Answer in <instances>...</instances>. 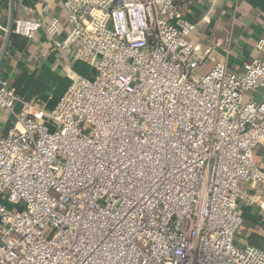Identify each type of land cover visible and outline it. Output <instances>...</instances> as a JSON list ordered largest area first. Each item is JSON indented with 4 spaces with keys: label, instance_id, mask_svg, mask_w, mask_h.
<instances>
[{
    "label": "built area",
    "instance_id": "1",
    "mask_svg": "<svg viewBox=\"0 0 264 264\" xmlns=\"http://www.w3.org/2000/svg\"><path fill=\"white\" fill-rule=\"evenodd\" d=\"M175 3L67 0L93 73L46 123L0 75V264H255L235 237L258 187L264 217V91L245 99L264 90V61L237 73L207 51L197 75L195 24ZM40 26L20 18L13 34Z\"/></svg>",
    "mask_w": 264,
    "mask_h": 264
},
{
    "label": "crops",
    "instance_id": "2",
    "mask_svg": "<svg viewBox=\"0 0 264 264\" xmlns=\"http://www.w3.org/2000/svg\"><path fill=\"white\" fill-rule=\"evenodd\" d=\"M12 1L0 0L1 56L17 19L41 21L26 52L12 49L10 42L0 71L19 99L15 103L19 111L34 100L33 74L37 69L54 70L72 85L80 77L92 74L93 65L76 56L80 44L72 41L67 0H14V6ZM187 18L195 24L190 40L200 59L197 75L213 68L206 59L207 51H211L219 63L237 73H245L254 59L264 61V0H192ZM263 91L261 88L257 93H247L245 99L259 103L263 100ZM7 116L9 113L0 109V129L12 123ZM254 163L264 171V141L254 151ZM262 197L263 188L258 187L248 204L237 205L244 223L235 237V245L245 247L255 264H264V252L249 247L248 240L253 234L264 236V217L258 210Z\"/></svg>",
    "mask_w": 264,
    "mask_h": 264
},
{
    "label": "trees",
    "instance_id": "3",
    "mask_svg": "<svg viewBox=\"0 0 264 264\" xmlns=\"http://www.w3.org/2000/svg\"><path fill=\"white\" fill-rule=\"evenodd\" d=\"M192 0H176V7L182 17L187 18ZM30 40L18 35H13L11 48L26 52ZM33 97L36 110L39 112V122L46 123L57 105L61 102L70 84L58 72L54 70L37 69L34 74ZM248 246L264 252V236L253 234L248 240ZM246 251L245 247H238Z\"/></svg>",
    "mask_w": 264,
    "mask_h": 264
},
{
    "label": "water",
    "instance_id": "4",
    "mask_svg": "<svg viewBox=\"0 0 264 264\" xmlns=\"http://www.w3.org/2000/svg\"><path fill=\"white\" fill-rule=\"evenodd\" d=\"M12 2H13V6H14V0ZM14 20H15V14H14V9H13V22H14ZM13 29H14V24L12 25V27L10 29L8 41H7L6 47H5L4 51H3V54H2L1 59H0V71H1V68H2V66L4 64V61H5L9 46H10L11 39H12V37L14 35L13 34Z\"/></svg>",
    "mask_w": 264,
    "mask_h": 264
},
{
    "label": "rangeland",
    "instance_id": "5",
    "mask_svg": "<svg viewBox=\"0 0 264 264\" xmlns=\"http://www.w3.org/2000/svg\"><path fill=\"white\" fill-rule=\"evenodd\" d=\"M227 118H231V116H227ZM7 196H5V195H3V199H6L7 200V198H6ZM1 199H2V197H1ZM19 208H22V206L21 207H19Z\"/></svg>",
    "mask_w": 264,
    "mask_h": 264
}]
</instances>
